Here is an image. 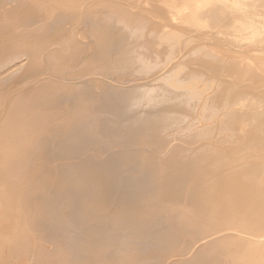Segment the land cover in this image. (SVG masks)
<instances>
[{"label": "bare ground", "instance_id": "1", "mask_svg": "<svg viewBox=\"0 0 264 264\" xmlns=\"http://www.w3.org/2000/svg\"><path fill=\"white\" fill-rule=\"evenodd\" d=\"M0 264H264V0H0Z\"/></svg>", "mask_w": 264, "mask_h": 264}, {"label": "rangeland", "instance_id": "2", "mask_svg": "<svg viewBox=\"0 0 264 264\" xmlns=\"http://www.w3.org/2000/svg\"><path fill=\"white\" fill-rule=\"evenodd\" d=\"M27 61V56L24 55L23 57L19 58L16 60V62L12 65H10L8 68H6L3 72L2 75H9L10 73H13L16 68H22V66L26 63Z\"/></svg>", "mask_w": 264, "mask_h": 264}]
</instances>
